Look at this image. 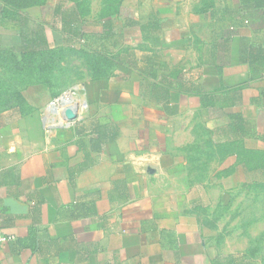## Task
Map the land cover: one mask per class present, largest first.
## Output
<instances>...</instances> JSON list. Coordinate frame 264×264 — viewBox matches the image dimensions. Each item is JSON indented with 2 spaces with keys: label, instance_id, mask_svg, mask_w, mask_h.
Wrapping results in <instances>:
<instances>
[{
  "label": "crops",
  "instance_id": "1",
  "mask_svg": "<svg viewBox=\"0 0 264 264\" xmlns=\"http://www.w3.org/2000/svg\"><path fill=\"white\" fill-rule=\"evenodd\" d=\"M122 6L138 24L161 23L147 57L155 77L132 71L103 83L89 99L95 113L49 131L48 143L35 115L0 129V230L14 238L0 248V264H212L225 256L264 264L252 256L258 219L234 226L227 202L215 199L206 215L192 200L183 210L199 187L213 196L210 171L236 167L242 147L264 149V6ZM78 101L81 118L88 110ZM237 118L242 133L230 131ZM232 143L239 148L217 160V148Z\"/></svg>",
  "mask_w": 264,
  "mask_h": 264
},
{
  "label": "rangeland",
  "instance_id": "2",
  "mask_svg": "<svg viewBox=\"0 0 264 264\" xmlns=\"http://www.w3.org/2000/svg\"><path fill=\"white\" fill-rule=\"evenodd\" d=\"M39 2L43 4L30 10L29 14L25 13L27 19L22 27L24 31H32L40 25L49 47L40 48L32 58L25 57L22 60L18 55L9 52L10 47L19 42L18 31L21 23L5 19L0 22V129L17 119L35 115L40 121L43 140L48 143L49 131L78 127L82 120L94 114L88 105L91 93L94 94L96 88L102 87L103 83L132 77V71L142 69L143 57L152 54L156 45L143 42L136 28L131 29L124 25L131 19V13L122 4L119 8L120 18L115 19V37L102 45L98 42L96 34L101 32V21L105 15L117 11L120 0ZM58 4L62 5V11L76 12L80 23L79 32L84 34L86 39H65L59 35L60 14L53 12ZM52 34L57 38L56 44H53ZM66 93L84 100L85 111L88 112L85 116L79 118V115V119L69 122L66 128L54 125L51 130L45 125L46 110L51 103ZM25 125L31 127L33 124ZM233 147L239 145L217 148L216 159L225 158ZM246 149L243 153L242 147L244 156L242 155V161L235 165L236 167L232 165L223 171L219 170L220 168L215 172L210 171L216 179L213 196L209 198L204 190L206 188L199 187L198 198H185L183 210L186 212L193 201L194 211L200 216L206 215L209 202L215 199L222 203L227 202L226 206L229 207L228 211L232 217L229 222L234 226H252L258 219L261 231L253 241L252 256H264V149L250 146ZM205 174L206 172H201L200 177ZM178 210L181 208L178 207ZM227 222V219L218 220L217 226H223ZM198 224L207 227L211 223L208 224L207 219L201 218Z\"/></svg>",
  "mask_w": 264,
  "mask_h": 264
},
{
  "label": "trees",
  "instance_id": "3",
  "mask_svg": "<svg viewBox=\"0 0 264 264\" xmlns=\"http://www.w3.org/2000/svg\"><path fill=\"white\" fill-rule=\"evenodd\" d=\"M39 1L40 0H0V22L1 20L5 19L6 21H11L15 23L17 22L18 24H22H20L21 26L19 25V42L12 45L9 50L10 53L18 55L22 60H24L25 57L32 58L40 50V48L49 47V43L47 41V38L45 37L44 30L41 28L40 25H38L36 29L32 31H24V28L22 27L27 19L25 16V11L30 8L39 7L41 4H43ZM120 1L121 3L119 2V4H117V11L105 15V18H103V20L101 21V32L96 34L98 42H100L101 45L105 44L106 42H110L115 37V19L118 20L120 18L119 8L123 0ZM241 2L244 7H248L251 5L254 8H260L264 6L263 0H241ZM53 12L54 14H60L61 31L59 35H61V37L65 39L72 37H80V39L82 40L86 39V36L84 34H80L79 32L80 23L79 20L76 18V12L74 10L62 11V5L58 4L53 10ZM124 25H128L129 27H131V29L136 28L138 34L140 35V39L143 42L147 43L153 42L162 29L161 23L159 21H150L145 24H138L137 22L129 19L127 24L125 22ZM14 26L17 28L16 24ZM52 39L53 44H56L57 38L56 36H54V34H52ZM147 57L148 56L143 57L144 62L142 65V69H136V71L140 75H145V73H147V75H149L150 77H155L152 69L147 68L149 64V58ZM235 120L236 122L231 123L229 126L230 131L233 133H242L244 128L243 121L238 118ZM106 130L107 129L104 128V132ZM115 135L116 131L112 134L110 140L104 138L102 142L112 141ZM244 152L245 149H243V153ZM242 155L243 154L241 150V156ZM240 261V257L225 256L215 258L212 264H241Z\"/></svg>",
  "mask_w": 264,
  "mask_h": 264
},
{
  "label": "bare ground",
  "instance_id": "4",
  "mask_svg": "<svg viewBox=\"0 0 264 264\" xmlns=\"http://www.w3.org/2000/svg\"><path fill=\"white\" fill-rule=\"evenodd\" d=\"M79 98L71 94L61 95L55 102L51 103L44 115L45 125L52 129L54 125L67 127L69 122L77 119V108ZM77 103V106H75Z\"/></svg>",
  "mask_w": 264,
  "mask_h": 264
},
{
  "label": "built area",
  "instance_id": "5",
  "mask_svg": "<svg viewBox=\"0 0 264 264\" xmlns=\"http://www.w3.org/2000/svg\"><path fill=\"white\" fill-rule=\"evenodd\" d=\"M13 240H14V238L12 236H9V235L3 233L0 230V248L4 247L5 245L12 242Z\"/></svg>",
  "mask_w": 264,
  "mask_h": 264
}]
</instances>
